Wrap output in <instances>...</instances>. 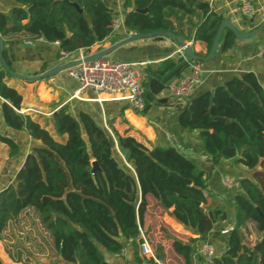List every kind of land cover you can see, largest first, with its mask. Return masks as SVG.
I'll use <instances>...</instances> for the list:
<instances>
[{"label": "trees", "instance_id": "trees-1", "mask_svg": "<svg viewBox=\"0 0 264 264\" xmlns=\"http://www.w3.org/2000/svg\"><path fill=\"white\" fill-rule=\"evenodd\" d=\"M14 1L8 12L0 11V36L24 32L29 40L58 42L57 57L60 50L87 51L107 39L117 14L104 0ZM122 7L127 30L137 35H185L204 43L207 52L223 18L210 8L208 0H123ZM184 17L190 24L188 31L194 28L191 36L183 32ZM192 17L197 20L192 22ZM234 42L232 31L225 28L221 50L232 48ZM2 57L12 69L5 46ZM154 65L146 68L149 81H144L145 106L140 114L146 113L154 96L165 87L161 79L174 69L175 59L168 57ZM7 77L14 78L1 64L2 120L13 130H24L38 143L25 154L14 181L0 189V240L8 223L31 209L48 233L56 255L67 264H110L109 256L119 254L127 241L135 247L134 262L157 264L137 250L149 197L162 208H171L177 222L198 234L187 242L172 240V249L184 264H191L199 241L219 232L213 231L206 211L209 174L188 155L172 145L150 144L131 128L119 132L111 120L106 121L107 129L86 111L75 117L67 105L52 112L50 126L47 120L40 124L19 111L22 95L7 84ZM128 119L143 129L139 119L131 114ZM178 123L198 131L213 166L223 159H233L249 169L264 162V88L252 71L234 75L211 91L186 100L178 112ZM0 143L11 156L19 151L18 143L2 132ZM114 144L125 164L117 160ZM93 160L99 167L94 171ZM237 186L240 192L233 197L235 224L228 230L224 251L212 264H264V240L254 248L243 241V229L247 230L249 223L264 225V188L259 178L248 176L238 178ZM138 193L140 201L135 208ZM172 226L182 231L176 223ZM162 253L157 250L155 256L162 259ZM197 258L203 263L200 256ZM0 264H4L1 259Z\"/></svg>", "mask_w": 264, "mask_h": 264}, {"label": "crops", "instance_id": "crops-1", "mask_svg": "<svg viewBox=\"0 0 264 264\" xmlns=\"http://www.w3.org/2000/svg\"><path fill=\"white\" fill-rule=\"evenodd\" d=\"M208 1L213 11L222 14L223 18H229L240 31H248L254 28L264 19V0H254L258 10L256 15L250 19H245L238 14L236 11V0ZM104 2L108 7L117 12V15H124L125 10L122 7L123 0H104ZM14 3V0H0V11L5 13L8 12L9 8ZM196 20L197 18L192 17V22ZM182 22L184 34L188 33V36H191L194 32V28H191L190 32L188 31L190 24L187 23V17H184ZM115 35L121 37L118 41L129 38V36H126L122 31ZM112 37L113 35L102 42L95 43L86 52L92 54L111 46L114 44L110 42ZM2 38L11 68L16 72L26 75H35L60 64L56 56L58 51L57 42H48L43 38L29 40V35L24 32ZM185 42L192 47L195 53L202 52L207 54V48L204 43L200 41H191L186 39V37ZM262 45H264V28L251 37L243 39L235 38L233 47L226 51H222L221 45L219 44V48L215 55L207 62L202 61V82L189 98L185 100L177 99L170 96L165 89H162L154 96L150 107L144 114H140L138 111L134 110L125 101L109 99V95L107 94L99 95L101 98L100 102L93 100L92 98H94L96 94L90 90L82 94L83 99L71 98L72 92L77 87L78 82L75 79L67 77L65 73H57L53 76L38 80L7 77L6 82L8 85L15 87L22 95L21 109L19 111L30 114L31 117L40 124H42L43 120H47L50 126L51 123L49 118L52 112L61 106L67 105L70 113L75 117L80 111H86L90 113L99 124L111 120V123L119 132H122L126 128H131L133 131L141 134L143 139L150 144L172 145L188 155L198 167L209 174L206 190L208 198L206 211L208 210L212 214L213 231L219 232L209 234L205 241H209L213 244L215 252L217 256H219L226 247L228 230L233 228L235 224L233 197L236 193L240 192L237 186V179L243 176L262 179L264 177V162L255 168L249 169L241 163H234L233 159H223L213 166L211 157L204 153V144L198 135V131L187 130L181 127L178 123V112L185 104L186 100L207 90L211 91L214 86L222 84L230 77L234 75L239 76L246 71L254 72L258 81L264 88V57L257 55V51ZM179 50L180 45L174 38L154 35L139 39H131L114 49L111 54L108 55L111 58L124 61H146L148 64L143 66V74L144 81H147V66L153 68L155 63L168 57H172L176 60V52ZM68 59L70 58H67V60ZM188 71L189 66H185L181 69L180 75L186 74ZM2 101L3 99L0 97V104ZM128 114L139 119L143 129L133 124V122L128 119ZM0 132L11 136L18 143L19 153L22 151V148L17 139L18 133H24L32 146L38 143L24 130H13L7 127L2 120L1 113ZM29 151L30 150H25L24 152L26 154ZM225 179L231 182L230 186L224 183ZM148 199L149 205L143 219V233L149 228V224L151 223L154 226H159L160 224L172 225V223H176L181 227L184 233H188L193 238L198 237V234L193 230L184 227L171 216V208L164 209L154 198L149 197ZM153 206L155 208H152ZM215 210H217V213H215ZM146 220L149 221L148 224ZM243 231L245 234L243 241L251 248H254L255 244L264 240V225L256 226L253 223H249L247 230L243 229ZM176 238L179 239L178 237ZM181 241L185 242V240ZM201 242L202 241H199L198 245H200ZM134 256L135 247L130 241H127L122 249V254L109 256V261L110 264H123L125 261H134ZM139 264L147 263L143 262ZM191 264L202 263L197 257L192 256Z\"/></svg>", "mask_w": 264, "mask_h": 264}, {"label": "built area", "instance_id": "built-area-1", "mask_svg": "<svg viewBox=\"0 0 264 264\" xmlns=\"http://www.w3.org/2000/svg\"><path fill=\"white\" fill-rule=\"evenodd\" d=\"M257 10L258 7L254 0H236V11L245 19L253 18ZM121 31L126 34V36L136 34L135 31L127 30L124 26L123 16L115 15L111 22L110 36ZM88 55H90V53H87L84 49H78L73 53L63 50L59 51L58 60L60 63H64L68 60H80L78 64L64 70L67 77L75 79L78 82L77 87L72 92L71 98L83 99L82 94L90 90L96 94V96L92 98L93 100L100 102L101 98L99 95L108 94L109 99L125 101L136 111H140L144 108L143 66L148 64L146 61H124L109 56L86 60L85 57ZM257 55L264 57V45L257 51ZM67 58L70 59L67 60ZM188 66V73L179 75L163 88L170 96L185 100L189 98L201 84L203 62L200 60H193L189 62ZM103 124L108 129L105 121ZM224 183L227 186L231 185L228 179H225ZM139 230L142 238L139 243L140 254L152 258L157 264H162L153 254L150 244L140 227ZM119 254H122V251ZM192 256H200L203 261L202 264H212L217 254L211 242L202 241L200 245L197 246ZM123 264L139 263L125 261Z\"/></svg>", "mask_w": 264, "mask_h": 264}, {"label": "rangeland", "instance_id": "rangeland-1", "mask_svg": "<svg viewBox=\"0 0 264 264\" xmlns=\"http://www.w3.org/2000/svg\"><path fill=\"white\" fill-rule=\"evenodd\" d=\"M119 38L121 37L113 35L110 42L115 43ZM62 73H65V71H61L58 74ZM42 123H46L45 120ZM17 139L22 151L19 153V150L17 154L12 156L9 154L7 146L0 144V189L14 181L16 170L24 159V151L32 149V145L24 133H18ZM114 154L121 164H125L115 144ZM260 180V184L264 187V179ZM152 208L155 207L153 206ZM207 212L209 211L207 210ZM146 223L148 224L149 221L146 220ZM165 225L154 226L152 223L149 224V228L144 232L145 238L148 240L154 255H156L157 250L163 252L162 259H159L162 264H184L182 257L173 251L171 241L178 237L180 240L187 242L193 237L188 233L176 230L170 224ZM137 250L139 252V245ZM145 258L148 259L150 257L146 256ZM0 259L4 264H65L56 255L48 233L41 227L31 209L24 210L17 219L8 223L3 233V238L0 240Z\"/></svg>", "mask_w": 264, "mask_h": 264}, {"label": "water", "instance_id": "water-1", "mask_svg": "<svg viewBox=\"0 0 264 264\" xmlns=\"http://www.w3.org/2000/svg\"><path fill=\"white\" fill-rule=\"evenodd\" d=\"M78 10L80 11V9H78ZM225 28L230 29L232 31L233 35L235 36V38L243 39V38L251 37V36L257 34L259 31H261L264 28V19L257 26H255L254 28H252L248 31H240L231 22V20L229 18H222L221 21L219 22V25H218L217 30L215 32L211 47H210V49L206 55H200V54L195 53L193 51L192 47L185 42L184 36H182L180 34H173L171 32H164L163 33L164 36L172 37L178 42V44L180 45V50L176 52V60H175L174 69L169 74H167L165 77H163L161 79L162 83L165 84V86H166L173 79L178 77L181 74V69H183L185 66H188L189 62H191L193 60H200L203 62L209 61L215 55V53L217 52V50L219 48L220 37H221L222 31ZM150 36H152L150 33H147L144 35H137V34L131 35V36H129V38L118 41L109 47H106L100 51L94 52V53L86 56L85 59L89 60V59H94V58H99V57H106L114 49L118 48L119 46L128 42L131 39H139V38L150 37ZM3 49H4V40L0 36V62H1V64L4 67H6V69L8 70V72L12 76H14L16 78H20V79H25V80H38L40 78L53 76V75H55L61 71H64L66 68L74 66L80 62L79 59L68 60L64 63L57 64L56 66H53V67L43 71L42 73L35 74V75H26V74H21L19 72H16V71L10 69V67L6 65V63L2 57ZM147 81H149V77H148ZM220 118L221 117H215V119H220ZM92 166H93L92 171H94L95 169H99L96 161H94V160L92 161ZM184 181L189 182V180H186V179H184ZM139 201H140V193H138L136 195L135 200L133 202V206L135 208H137ZM208 216L213 221L212 214L209 213Z\"/></svg>", "mask_w": 264, "mask_h": 264}, {"label": "bare ground", "instance_id": "bare-ground-1", "mask_svg": "<svg viewBox=\"0 0 264 264\" xmlns=\"http://www.w3.org/2000/svg\"><path fill=\"white\" fill-rule=\"evenodd\" d=\"M108 95V94H107Z\"/></svg>", "mask_w": 264, "mask_h": 264}]
</instances>
